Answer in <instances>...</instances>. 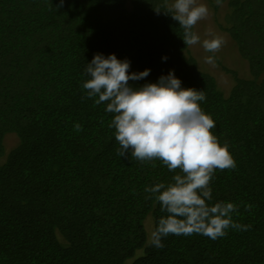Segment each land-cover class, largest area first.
Masks as SVG:
<instances>
[{
    "label": "trees",
    "instance_id": "16d2710c",
    "mask_svg": "<svg viewBox=\"0 0 264 264\" xmlns=\"http://www.w3.org/2000/svg\"><path fill=\"white\" fill-rule=\"evenodd\" d=\"M207 1L215 15L225 3L217 24L248 64L247 77L224 68L228 94L165 13L171 0H0V156L5 136L18 137L0 163V264H264V0ZM97 53L150 69L134 88L174 70L182 87L204 91L201 108L236 160L216 171L212 202L237 203L233 219L249 230L150 245L146 220L154 229L166 213L144 189L176 173L117 155L112 114L82 87Z\"/></svg>",
    "mask_w": 264,
    "mask_h": 264
},
{
    "label": "clouds",
    "instance_id": "9594fccd",
    "mask_svg": "<svg viewBox=\"0 0 264 264\" xmlns=\"http://www.w3.org/2000/svg\"><path fill=\"white\" fill-rule=\"evenodd\" d=\"M216 3L221 5V0ZM63 4L64 0H59L57 7ZM165 13H170L183 29L186 46L202 44L206 52L216 53L226 42L211 31L201 41L193 31L209 16L207 5L198 0H172ZM205 62L214 66V55L205 57ZM130 67L128 59H119L114 53H97L87 64L89 78L82 87L87 98H96L94 103L106 105L105 111L112 114L109 127L115 130L118 156L130 153L142 163L159 160L176 173L172 182H158L144 189L155 195L161 211L166 213L150 233V245L163 248L162 240L169 235L200 234L216 240L227 235L229 229L249 230L251 225L233 219L234 213L239 215L237 203L212 202L211 182L216 171L235 169L236 160L229 144H221L212 131L215 120L201 108L200 102L206 99L204 91L182 87L174 70L161 75L157 82L134 88L129 81L147 77L150 69L130 72ZM74 130H82V125L74 124ZM252 207L244 205L245 211Z\"/></svg>",
    "mask_w": 264,
    "mask_h": 264
},
{
    "label": "rangeland",
    "instance_id": "374dc122",
    "mask_svg": "<svg viewBox=\"0 0 264 264\" xmlns=\"http://www.w3.org/2000/svg\"><path fill=\"white\" fill-rule=\"evenodd\" d=\"M172 3V0L170 4ZM198 3H204L207 5L209 9V16L201 20L194 31L198 33L201 37V41L205 38H208V33L211 31L214 35H221L225 38V43L222 48L216 53H208L206 52L202 44H197L194 46H189L190 52L196 57L198 60L199 67L205 71L211 73L217 81L218 86L228 94L234 84V78L232 74L226 71L224 68H228L231 70H235L240 76L247 77L249 75L248 72V64L247 62L240 56L236 45L232 41L229 34L222 29L219 28L217 21L223 20V15L225 12L226 5L222 4L219 8L218 14L215 15L212 7L209 5L207 0H198ZM209 55H214L215 57V65H209L205 62V57ZM18 141V137L15 133H8L4 139L5 152L2 156H0V163H2L7 153L12 149L13 146L16 145ZM146 228L148 230L149 238L150 233L153 230V222L150 217L146 220ZM142 249H138L135 253V256L138 253H141Z\"/></svg>",
    "mask_w": 264,
    "mask_h": 264
}]
</instances>
